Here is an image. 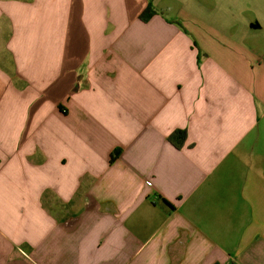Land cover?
Instances as JSON below:
<instances>
[{
  "label": "crops",
  "instance_id": "0c3cea01",
  "mask_svg": "<svg viewBox=\"0 0 264 264\" xmlns=\"http://www.w3.org/2000/svg\"><path fill=\"white\" fill-rule=\"evenodd\" d=\"M0 264H264V0H0Z\"/></svg>",
  "mask_w": 264,
  "mask_h": 264
},
{
  "label": "trees",
  "instance_id": "16d2710c",
  "mask_svg": "<svg viewBox=\"0 0 264 264\" xmlns=\"http://www.w3.org/2000/svg\"><path fill=\"white\" fill-rule=\"evenodd\" d=\"M154 12L151 8V5H148L142 15L140 16V21L147 22L152 16ZM168 142L176 149H181L184 146L186 141V133L184 131H174L169 137ZM116 156V155H115ZM114 160V157H111V161Z\"/></svg>",
  "mask_w": 264,
  "mask_h": 264
}]
</instances>
